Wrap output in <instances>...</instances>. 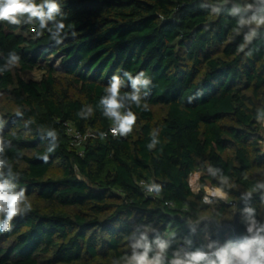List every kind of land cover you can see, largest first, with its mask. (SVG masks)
I'll use <instances>...</instances> for the list:
<instances>
[{
  "label": "trees",
  "instance_id": "16d2710c",
  "mask_svg": "<svg viewBox=\"0 0 264 264\" xmlns=\"http://www.w3.org/2000/svg\"><path fill=\"white\" fill-rule=\"evenodd\" d=\"M59 3L77 33L61 45L46 30L33 32L38 21L0 22V117L12 142L5 155L32 203L0 233V264H124L142 233L168 242L170 264L178 242L187 252L211 254L255 235L245 209H254L256 227L264 225V120L257 119L264 111V26L252 18L264 14V0ZM10 53L20 63L5 70ZM35 69L43 71L40 80L22 76ZM124 71L151 77L149 110L133 105V132L113 137L98 102ZM122 91H131L130 82ZM89 105L93 115L79 117ZM41 127L59 134L48 163L38 158L49 144ZM154 129L160 143L149 151ZM198 172L195 192L189 181ZM149 181L162 185L160 196L146 192L142 182ZM206 186L226 201L206 204Z\"/></svg>",
  "mask_w": 264,
  "mask_h": 264
},
{
  "label": "clouds",
  "instance_id": "9594fccd",
  "mask_svg": "<svg viewBox=\"0 0 264 264\" xmlns=\"http://www.w3.org/2000/svg\"><path fill=\"white\" fill-rule=\"evenodd\" d=\"M248 7H251L250 5ZM27 17V23L32 24L38 21V28H33L37 36L43 35L45 30L50 33V39L54 40L57 45L63 44L64 40L71 36L75 38L77 33L68 28L64 22L65 14L61 11L59 0H0V22L7 23L10 26H20ZM60 17V19H57ZM51 22V26H50ZM252 22L256 25L264 26V14L254 16ZM243 24L244 21L239 22ZM256 35L252 30L245 36V41L250 42ZM244 45H241L239 51H243ZM20 63V57L15 53H10L5 70L15 68ZM126 82H130L131 91H122L126 87ZM152 79L145 71H140L133 75L130 71L123 72L121 75L114 74L108 85L104 89L98 102V108L102 115L110 122L109 131L113 137H126L133 132L137 121V115L132 110V106L142 110H149L146 102L150 95V86ZM145 91H141V90ZM92 106L82 108L77 115L87 119L93 115ZM17 117H23L24 112L18 110L15 112ZM258 121L264 120V111L257 117ZM33 123L32 120L26 121L27 124ZM5 120L0 117V233L11 231L12 221L18 216H22L32 210V203L26 193V189L19 187V173L14 171V165L5 155L6 149L12 147L11 140L5 138L3 128ZM42 131L49 138V144L46 151L38 158L44 163H48L50 154L54 153L59 147V134L55 128H43ZM107 133H100L101 139L106 138ZM160 143L159 132L153 130L150 133V142L147 149L152 151ZM20 154L17 155V159ZM209 172L215 175L213 169ZM198 177L199 173H195ZM223 183L227 182L226 177H221ZM142 185L149 195L160 196L162 185L155 181ZM264 187V185H258ZM211 195H222L219 189L211 192ZM207 201L208 197H204ZM245 212L250 221L248 231L252 233L255 229V235L250 239H245L239 244H227L214 253H205L202 251L185 252L183 256L176 253L170 264H264V225L256 227L253 219L254 209L246 208ZM131 255L123 257L124 264H165V253L169 244L167 241L157 238L150 242L145 234H141L131 245ZM214 257V258H213ZM113 264H119L113 261Z\"/></svg>",
  "mask_w": 264,
  "mask_h": 264
},
{
  "label": "built area",
  "instance_id": "2783aa9c",
  "mask_svg": "<svg viewBox=\"0 0 264 264\" xmlns=\"http://www.w3.org/2000/svg\"><path fill=\"white\" fill-rule=\"evenodd\" d=\"M68 132L71 135L74 136L75 140H77V141H81L82 140L81 139V135L76 133L71 127H68ZM263 145H264V141H263ZM194 174L191 175L189 182H190V186L192 187V189L195 192H198L200 190V187H199V184H198L199 177H197V176L194 177ZM205 190H206V193L203 196V201L206 204H212L213 202H215L216 200H219V199H222V200L226 201V195L221 190H220V192L222 193V195H211L210 194L211 192H215L217 190V188H214V187H211L210 189H207V187H206ZM205 196L208 197L207 201H205V199H204ZM196 226H197V223H191V228L193 230L196 229ZM177 246H178L179 254L183 255L185 252H187V250L185 248V244H183L181 242H178Z\"/></svg>",
  "mask_w": 264,
  "mask_h": 264
},
{
  "label": "rangeland",
  "instance_id": "374dc122",
  "mask_svg": "<svg viewBox=\"0 0 264 264\" xmlns=\"http://www.w3.org/2000/svg\"><path fill=\"white\" fill-rule=\"evenodd\" d=\"M56 67H59L60 66V63H59V59H53L52 61H51ZM22 76L26 79V80H30V79H32V80H40L41 79V77L43 76V71H41V70H38V69H35V70H33V71H29V72H25V73H23L22 74ZM199 173V172H198ZM200 173H199V179H200ZM194 177H196V175L194 174ZM198 184H199V181H198ZM207 187V189H210L211 188V186H206Z\"/></svg>",
  "mask_w": 264,
  "mask_h": 264
}]
</instances>
